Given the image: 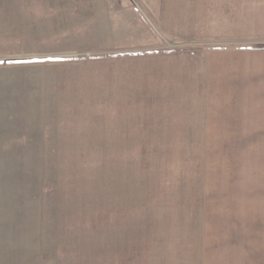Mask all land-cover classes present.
<instances>
[{"label":"rangeland","instance_id":"rangeland-1","mask_svg":"<svg viewBox=\"0 0 264 264\" xmlns=\"http://www.w3.org/2000/svg\"><path fill=\"white\" fill-rule=\"evenodd\" d=\"M171 3L0 0V264L217 254L205 152L183 133L202 111L200 52L236 43L171 36Z\"/></svg>","mask_w":264,"mask_h":264},{"label":"crops","instance_id":"crops-1","mask_svg":"<svg viewBox=\"0 0 264 264\" xmlns=\"http://www.w3.org/2000/svg\"><path fill=\"white\" fill-rule=\"evenodd\" d=\"M171 2V36L236 43L200 52L202 111L184 123L205 152L203 243L219 248L202 263L264 264V0Z\"/></svg>","mask_w":264,"mask_h":264},{"label":"trees","instance_id":"trees-1","mask_svg":"<svg viewBox=\"0 0 264 264\" xmlns=\"http://www.w3.org/2000/svg\"><path fill=\"white\" fill-rule=\"evenodd\" d=\"M257 48H264V47H257Z\"/></svg>","mask_w":264,"mask_h":264}]
</instances>
